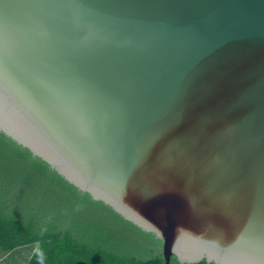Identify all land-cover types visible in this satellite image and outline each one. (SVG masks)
Returning <instances> with one entry per match:
<instances>
[{
  "label": "water",
  "instance_id": "1",
  "mask_svg": "<svg viewBox=\"0 0 264 264\" xmlns=\"http://www.w3.org/2000/svg\"><path fill=\"white\" fill-rule=\"evenodd\" d=\"M0 133L163 264H264V0H0Z\"/></svg>",
  "mask_w": 264,
  "mask_h": 264
},
{
  "label": "trees",
  "instance_id": "2",
  "mask_svg": "<svg viewBox=\"0 0 264 264\" xmlns=\"http://www.w3.org/2000/svg\"><path fill=\"white\" fill-rule=\"evenodd\" d=\"M27 247L26 264L164 263L161 240L0 133V264ZM169 264L181 263L171 256Z\"/></svg>",
  "mask_w": 264,
  "mask_h": 264
},
{
  "label": "rangeland",
  "instance_id": "3",
  "mask_svg": "<svg viewBox=\"0 0 264 264\" xmlns=\"http://www.w3.org/2000/svg\"><path fill=\"white\" fill-rule=\"evenodd\" d=\"M31 249V247L16 249L1 261L6 259L5 264H26L28 257L30 256Z\"/></svg>",
  "mask_w": 264,
  "mask_h": 264
}]
</instances>
